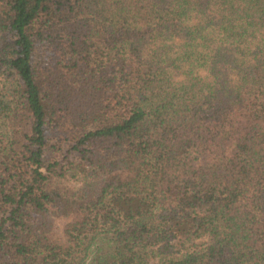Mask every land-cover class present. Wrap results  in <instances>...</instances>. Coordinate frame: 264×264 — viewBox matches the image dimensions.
Segmentation results:
<instances>
[{
  "label": "trees",
  "instance_id": "16d2710c",
  "mask_svg": "<svg viewBox=\"0 0 264 264\" xmlns=\"http://www.w3.org/2000/svg\"><path fill=\"white\" fill-rule=\"evenodd\" d=\"M0 264H264V0H0Z\"/></svg>",
  "mask_w": 264,
  "mask_h": 264
}]
</instances>
